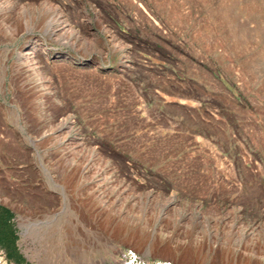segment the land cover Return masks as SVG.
Segmentation results:
<instances>
[{
  "label": "rangeland",
  "instance_id": "1",
  "mask_svg": "<svg viewBox=\"0 0 264 264\" xmlns=\"http://www.w3.org/2000/svg\"><path fill=\"white\" fill-rule=\"evenodd\" d=\"M0 202L14 264H264V0H0Z\"/></svg>",
  "mask_w": 264,
  "mask_h": 264
},
{
  "label": "crops",
  "instance_id": "2",
  "mask_svg": "<svg viewBox=\"0 0 264 264\" xmlns=\"http://www.w3.org/2000/svg\"><path fill=\"white\" fill-rule=\"evenodd\" d=\"M15 219L14 210L0 202V264H14L20 253Z\"/></svg>",
  "mask_w": 264,
  "mask_h": 264
},
{
  "label": "bare ground",
  "instance_id": "3",
  "mask_svg": "<svg viewBox=\"0 0 264 264\" xmlns=\"http://www.w3.org/2000/svg\"><path fill=\"white\" fill-rule=\"evenodd\" d=\"M62 16V15H61ZM63 17V16H62ZM62 19V18H61ZM59 21H61V20H59ZM64 21V20H63ZM62 21V22H63ZM59 25H60V22H59ZM58 23L57 22H55L54 24H53V26L51 27L52 28V35H55L54 37H55V39L56 38H62L63 39V41L65 42V43H68V42H70V37L69 36H71V34H73V29L72 28H70V27H66V25L65 26H62L61 28H60V30L62 31H60V32H57V30H59L58 28ZM69 29H71L72 30V32H70L69 34H68V31H69ZM33 42V41H32ZM31 42V43H32ZM74 42V41H73ZM33 44V43H32ZM31 44V45H32ZM80 44V43H79ZM36 51H37V49H36V47L35 46H31V47H29V48H26V50H25V52H22L20 55H19V57H18V59H17V63L19 62V63H26L27 65H28V67H31L33 70H34V72H35V70H37V71H39L40 72V68H39V66H38V60H37V57H36ZM25 65V64H24ZM26 65V66H27ZM41 73V72H40ZM36 74V73H35ZM39 74V73H38ZM40 75V74H39ZM36 76V75H35ZM41 76V75H40ZM36 78V77H35ZM37 79H38V77H37ZM40 80H41V78H39ZM40 86H44V84H43V82H41V85ZM39 88H41V87H39ZM42 100V99H41ZM67 120H68V118H66ZM66 120V121H67ZM70 127V124H63L62 125V129L63 128H69ZM259 224V223H258ZM259 228V227H258ZM250 239V238H249ZM259 245V244H258ZM230 246V245H229ZM247 248V247H246ZM240 251V250H239ZM210 252H211V248H209L208 249V251H207V256L208 257H210ZM223 253V252H222ZM203 254V253H202ZM224 254H225V251H224ZM223 254V255H224ZM236 256V255H235ZM206 257V256H205ZM207 257V259L209 260L210 258H208ZM229 257V256H228ZM234 256H232V258H233ZM224 258V257H223ZM222 258V259H223ZM226 258V257H225ZM206 259V258H205ZM234 259V258H233ZM202 260V259H201ZM205 261V260H204ZM209 262V261H208ZM228 262V261H227ZM225 262H223L222 264H224ZM201 264H206V262L205 263H201ZM225 264H228V263H225Z\"/></svg>",
  "mask_w": 264,
  "mask_h": 264
},
{
  "label": "trees",
  "instance_id": "4",
  "mask_svg": "<svg viewBox=\"0 0 264 264\" xmlns=\"http://www.w3.org/2000/svg\"><path fill=\"white\" fill-rule=\"evenodd\" d=\"M17 255H18V260H19V262H23V259H22V255H21V253H17Z\"/></svg>",
  "mask_w": 264,
  "mask_h": 264
}]
</instances>
